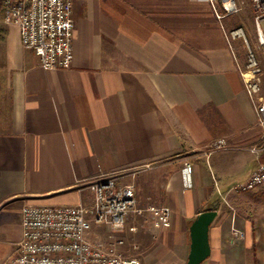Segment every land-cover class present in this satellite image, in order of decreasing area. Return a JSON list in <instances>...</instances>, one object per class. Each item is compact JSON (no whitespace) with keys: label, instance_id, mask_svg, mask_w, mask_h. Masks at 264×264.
<instances>
[{"label":"crops","instance_id":"1","mask_svg":"<svg viewBox=\"0 0 264 264\" xmlns=\"http://www.w3.org/2000/svg\"><path fill=\"white\" fill-rule=\"evenodd\" d=\"M238 2L240 13L220 19L204 0H79L68 69H44L19 27L3 26L0 264L22 240L24 206L87 202L88 180L145 164L155 167L136 176L139 207L167 206L172 223L155 230L137 220L142 213L130 215L143 264H187L191 225L208 210L217 216L203 264H264V186L233 191L264 163L241 73L248 50L229 32L244 28L263 66L264 56L252 2ZM220 138L232 148L206 155ZM186 160L194 165L189 189ZM235 228L244 239L233 241Z\"/></svg>","mask_w":264,"mask_h":264},{"label":"built area","instance_id":"2","mask_svg":"<svg viewBox=\"0 0 264 264\" xmlns=\"http://www.w3.org/2000/svg\"><path fill=\"white\" fill-rule=\"evenodd\" d=\"M79 0H3L6 26H17L22 44L32 50L44 69H68L74 59V4ZM218 18L238 14V0H204ZM257 31L258 47L264 56V0H251ZM229 40L242 38L248 50V61L241 70L245 88L256 110L258 126L264 141V66L251 46L244 28L229 32ZM231 145L226 138L212 141L205 154L227 151ZM257 150V147H253ZM264 151V146L261 148ZM154 164L101 173L88 180L87 202L74 206H38L23 208V236L13 257L3 264H143V249L135 235L139 227L129 220L134 213H148L145 223L155 229H166L172 223V210L167 206L139 207L136 176L153 169ZM194 165L185 161V188H193ZM131 178L132 182H125ZM264 186V163L248 180L236 184L233 191L244 193ZM98 229L104 235L97 234ZM132 234V237H127ZM233 241L244 239L245 232L233 229Z\"/></svg>","mask_w":264,"mask_h":264},{"label":"water","instance_id":"3","mask_svg":"<svg viewBox=\"0 0 264 264\" xmlns=\"http://www.w3.org/2000/svg\"><path fill=\"white\" fill-rule=\"evenodd\" d=\"M217 211L208 210L199 214L193 221L191 233V251L187 264H203L211 256L210 227Z\"/></svg>","mask_w":264,"mask_h":264},{"label":"rangeland","instance_id":"4","mask_svg":"<svg viewBox=\"0 0 264 264\" xmlns=\"http://www.w3.org/2000/svg\"><path fill=\"white\" fill-rule=\"evenodd\" d=\"M208 4H209V3H208ZM233 16H234V15H233ZM4 25H5V23H4V19H3V17H0V26H4ZM248 36H249V38H250L251 46H252L253 49L256 51L257 55H259V51H258V48H257V43H256V41L253 39L252 35L248 34ZM144 172H147V170L144 171ZM130 179H131V178H127V179H125V182H131ZM141 207H143V208H147L146 205H141ZM142 214H143V215H141V216L139 217L140 219H137V220H149V219H147V218H148L147 216H149L148 213L144 212V213H142ZM105 233H106V232H105L104 230H101V231L97 232V234H101V235H104Z\"/></svg>","mask_w":264,"mask_h":264},{"label":"trees","instance_id":"5","mask_svg":"<svg viewBox=\"0 0 264 264\" xmlns=\"http://www.w3.org/2000/svg\"><path fill=\"white\" fill-rule=\"evenodd\" d=\"M2 7H3V0H0V17H3ZM5 34H6V30L3 28V26H0V41L4 39Z\"/></svg>","mask_w":264,"mask_h":264}]
</instances>
